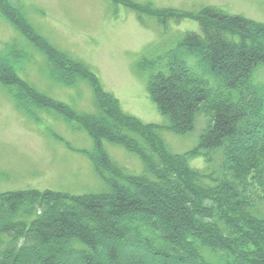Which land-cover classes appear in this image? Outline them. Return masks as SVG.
Here are the masks:
<instances>
[{"label": "rangeland", "instance_id": "374dc122", "mask_svg": "<svg viewBox=\"0 0 264 264\" xmlns=\"http://www.w3.org/2000/svg\"><path fill=\"white\" fill-rule=\"evenodd\" d=\"M1 1L8 10L5 16L0 12V54L13 53L17 82L36 96L31 103L20 96L19 102L15 91H24L0 82V193L101 192L110 173L148 175L168 164V156L196 153L209 105L200 106L191 130L172 127L147 93L149 77L162 76L172 62L181 71L202 74L195 59L177 47L185 34H200V24L208 25L207 8L264 27V0ZM252 75L264 83V62ZM221 161V151L211 150L195 154L189 164L217 178ZM193 205L197 222H207L210 228L203 229L214 238L226 235V219L246 230L234 207L219 212L200 206L198 198ZM257 208L264 212V202ZM258 245L263 251L260 239Z\"/></svg>", "mask_w": 264, "mask_h": 264}, {"label": "trees", "instance_id": "16d2710c", "mask_svg": "<svg viewBox=\"0 0 264 264\" xmlns=\"http://www.w3.org/2000/svg\"><path fill=\"white\" fill-rule=\"evenodd\" d=\"M5 9L0 0V12ZM203 15L208 25L200 24V34H185L177 47L202 74L172 62L147 83L158 111L182 131L193 128L202 104L209 105L197 152L168 156L150 176L110 173L101 192L0 193V264H264L258 245V239L264 245V212L257 208L264 202V83L252 75L264 62V47L252 43L264 42V27L219 8ZM8 50L0 54V82L21 88L24 95H14L31 103L36 95L17 82ZM211 150L221 151L217 178L189 164ZM195 198L219 212L225 205L238 209L246 230L226 219V235L214 238L203 229L207 222H197Z\"/></svg>", "mask_w": 264, "mask_h": 264}]
</instances>
